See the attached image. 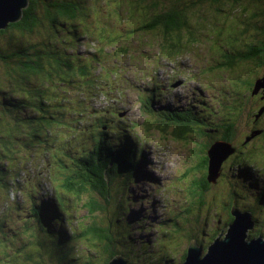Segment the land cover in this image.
<instances>
[{"label": "rangeland", "instance_id": "1", "mask_svg": "<svg viewBox=\"0 0 264 264\" xmlns=\"http://www.w3.org/2000/svg\"><path fill=\"white\" fill-rule=\"evenodd\" d=\"M79 1L81 6L85 3V0ZM87 1V11L82 9L85 18L80 13L77 19L64 20L52 41L55 52L85 71L78 72L72 82L53 80L45 84L50 105L37 112L31 105L19 109L15 115L22 118L25 128L16 129L14 121L9 125L19 135L0 176V222L4 224L0 231V264H104L105 257L98 256L92 243L80 235L94 221L106 225L112 221L113 230L116 229L115 221L124 222L125 229L130 228L131 233L121 235V248L131 245V235L138 238L134 247L137 255L127 257L128 264L149 263L154 258L162 259L154 264H163L173 255L178 261L189 245L186 232L208 245L209 237L225 228L219 221L227 216L223 214L220 219L218 216L226 212L222 211L223 205L217 207L213 195L215 190H222L223 179L235 182L234 175L245 197L239 201L241 209L255 208L260 222L264 221V210L260 211L257 205V196L264 189V146L255 158L233 160L229 157L224 161L223 175L218 176L222 177L220 187L217 185L207 191L206 203L200 211L188 213V205L193 200L189 191L200 177L195 167L203 154L195 155L198 143L178 138L173 129L177 124L172 116L186 109L187 115L191 110L196 112L194 123L201 122L216 130L228 107L243 99H246L241 105L243 125L239 124L251 129L253 117L250 114L259 107L264 108L263 89L252 96L246 81L236 82L234 77L235 74L251 79L255 73L263 76L264 64L256 68L241 62L233 69L228 64H219L239 41L246 42L256 34L250 29L240 36V28H232L241 8L217 16L219 23L207 24L198 40H188L183 34L181 47L170 51L161 46L156 36L134 29L139 17L128 0ZM257 8L249 9L244 17L248 18ZM257 21L264 24V20ZM48 35H52L50 30ZM19 37L17 34L16 39ZM6 38L0 36V47ZM48 38L42 33L32 37V41L42 42ZM3 73L0 67V98L18 99L23 92L10 87ZM40 78V82L48 80L46 76ZM71 78L70 73L66 81ZM179 81L181 85H176ZM26 112L31 115L26 116ZM120 113L124 116L120 117ZM37 124L43 128L37 133L39 135L31 138L33 126ZM261 126L264 127V118ZM95 127L116 148L134 150L138 162L133 176L119 172L118 177H113L111 204L105 209L107 211L99 213H91L86 208L92 207V201L105 203L99 194L86 195L90 201L85 203L88 200L85 196L80 200L66 193L67 171L63 168L72 171V165L65 159L67 153L75 157L95 147L94 140L99 138V134L92 137ZM187 134L196 140L193 132ZM3 135L0 132V136ZM6 143L10 141L6 139ZM259 145L264 143L245 145L246 151ZM226 146L224 151L228 150ZM189 169H192L190 174ZM240 169H245L243 179L239 177ZM11 178L15 180L14 185ZM31 198H38L37 205L43 201L50 205L55 200L65 207L66 202L70 213L66 214L63 228L69 241L57 248L70 249L67 258L59 259L54 250L57 239L51 240L41 227H37L31 213ZM193 203L198 206V199ZM56 226H51L54 234L62 229ZM179 228L181 233L169 238L171 231ZM74 230L78 234H73ZM254 230L264 233V224L256 225ZM39 241H44V245Z\"/></svg>", "mask_w": 264, "mask_h": 264}, {"label": "trees", "instance_id": "2", "mask_svg": "<svg viewBox=\"0 0 264 264\" xmlns=\"http://www.w3.org/2000/svg\"><path fill=\"white\" fill-rule=\"evenodd\" d=\"M128 2L133 4L135 8L134 14L139 17L136 19L137 28L134 29L156 36L160 39L161 46L163 48L167 47L166 49L169 48L170 51L177 50L181 47L183 34H186L188 40H198L201 38L202 31L207 24L213 21L214 23H219L217 16L223 14L228 15L234 11L237 12L241 8L239 17L236 20L237 22L232 25V28L235 30V28L240 27V31L244 30L245 32L251 29L256 34L253 38L248 37V41H239L238 46L234 48L230 47L232 48L230 49L231 53H227V58L219 64L222 66L228 64L231 67L230 69L235 68L237 66L236 63L241 62H247V64L255 66L256 68L264 64V61L262 62L264 56L257 54L258 46L255 44L258 33L264 37L262 28L256 24L257 19H260V17L256 18L253 15L248 18L244 17V14L249 9L264 7V0H128ZM88 5L87 0H85L82 6L79 0H30L29 5L23 11L21 20L17 23L10 24L7 29L0 31V36L7 37L6 42L0 47V63L3 64L0 67L3 69V75L6 77L5 80L9 83L10 87L23 92L18 99L9 98L8 96H2L0 98V132L4 134L0 136V176H2L1 172H4V164L7 163L6 159L12 155V145L18 139L19 135L14 129L11 130L9 128L10 122H15L16 129L19 127L21 129L25 128L22 118L16 116L15 113L19 109L29 108V105L34 106V111L36 112L38 110H44L46 105H50L44 90L45 84L48 85L53 80H57V82H72L77 77L78 72L85 71V68H78L77 65H74L68 59H64L58 52H55L52 41L53 36L59 31L58 26L64 25V20L69 22L77 19L80 13L85 18L82 9L87 11ZM207 14L208 16H206ZM242 25L244 28H242ZM255 26H257V29ZM221 27H226V25H222ZM49 30L52 32L51 36L48 35ZM42 33H45L49 38L42 42L40 40H36V42L32 41V37L37 34L42 35ZM17 34H20L21 37L16 39ZM24 36L27 39L24 40ZM70 73L72 74V78L70 81H66ZM40 76H46V79H48L46 83L39 81V79H42ZM234 77L237 78L236 82L244 83L246 81L248 89L251 92L250 95L254 96L256 94V82L264 77V73L263 76L255 73V77L251 79L247 77L242 78L235 74ZM83 78L85 79L87 77L84 76ZM261 98L264 99V93ZM243 102L246 103V99L228 107L230 109L220 117V124L216 126L218 127L216 130L201 122L199 124L194 123L193 117H196V112L192 110L189 115L185 113V109L177 111L176 115L172 116L177 124L173 128L175 136L191 139L198 143L199 148L195 155L198 156L199 152V154H203L195 167L200 177L198 183L196 182L194 188L192 187V190L189 191L193 200L191 205H188V213L200 211L206 203L207 191L214 189L217 185L219 187L221 185L220 181L222 177L216 178L215 182L209 181L208 151L213 147L215 142L223 141L230 144L235 149V152L230 156L233 160L237 158L239 160L242 158L246 159L247 157L248 160L249 158H255V155L264 146H253L250 151H246L247 148L245 145H251L252 142H256V145L259 142L264 143V127L261 126L264 118V108L259 107L254 113L250 114V117H253L251 119V129H246L247 125L244 127L239 124L242 123L243 119L241 114V105ZM25 115L30 116L31 113L26 112ZM44 124L45 122H43ZM166 127L165 125V130L168 128ZM41 128H43L41 124L33 126L31 138L39 135L37 133ZM189 132L195 134L196 140L192 135L187 134ZM104 135H100L98 139L95 138L94 141L96 144L93 150L76 155L73 157V162L66 160L67 163L72 165L71 173L69 169L63 167L67 171L65 174L66 181L64 183L67 194L82 200L83 196L88 199V195L97 193L104 199V204L92 201V207L86 206L87 210L91 213L107 211L105 209L108 208L112 200L111 184L113 177H118L120 175L119 172L126 174L127 177L133 176L134 169L138 165L134 150L128 147L116 148L113 143L106 141ZM241 137L243 138L240 140ZM6 139L10 143H6ZM23 147H26V144ZM124 159L126 160L124 161ZM222 166L219 175L222 174ZM191 170H188L189 174ZM245 176V169H240L239 177L243 179ZM10 180L13 181L12 185H14L15 180L12 178ZM234 180L235 182L223 179L225 185H222V190H215V195H213L217 202V207L223 205L222 211L227 213L222 212L219 214L218 219L223 214L227 216L222 222L218 220L219 223L226 227L233 220L231 211L241 210L243 212L249 211L252 214V218L257 227L259 224H264V221L260 222L255 208L247 206L241 209L239 201L245 197L241 185L236 181V175H234ZM226 183H228V187ZM248 192L252 195L250 190ZM30 194L29 196H31ZM196 198L198 199V206H196V203H193ZM30 201L33 203L35 198H31ZM89 201L90 198L85 203ZM38 202H35L31 211L37 227H41L51 240L57 239L56 242L54 241L56 247L54 250H56L55 254H59V259L67 258L70 254V249L63 251L61 248H57L63 247L69 241L68 233L63 228V224L66 223V214L70 213V210L66 207V202H64L65 207H62L55 200L50 205L45 201L37 205ZM257 205L260 211L264 210V189L260 190L257 196ZM57 210H61L62 212L58 213ZM194 223L197 224V221L195 220ZM112 224H114L112 221L108 225L105 222L94 221L80 233L81 236L96 248L98 256L105 257L104 261L106 263L104 264H109L118 255H124L126 259L132 254L137 255L134 252V247L136 246L138 238L132 235L130 237L131 245L126 248H121V235L126 234L128 231L130 232V228L126 230L125 228L127 227L124 222L118 223L115 221L116 229L113 230L114 226ZM56 225L61 226L62 229L54 234L51 226L57 227ZM3 226V222H0V231L3 230ZM254 229L250 231L249 238L264 236L263 232H256ZM221 230L222 228L209 237L208 245L212 240L214 241ZM74 233L78 234L75 230L73 231ZM180 233L181 228L179 230L177 229V231H171V234L168 236L172 239L173 237L176 238ZM186 233L188 235L189 245L184 254L180 256V261H176V256L173 255L169 262L166 260V263L163 264H181L184 262L188 248L194 241L202 246L203 241L199 240L197 236L192 235L190 232ZM39 243L40 245H44L45 242L39 241ZM208 245H204L205 247H203L207 250ZM138 252L144 253L143 250H138ZM168 253L169 251L166 256H168ZM158 260L162 259L154 258L149 263L144 264H154Z\"/></svg>", "mask_w": 264, "mask_h": 264}, {"label": "water", "instance_id": "3", "mask_svg": "<svg viewBox=\"0 0 264 264\" xmlns=\"http://www.w3.org/2000/svg\"><path fill=\"white\" fill-rule=\"evenodd\" d=\"M30 0H0V31L17 23ZM255 93L264 91V77L257 80ZM227 145V146H226ZM224 146L228 147L224 151ZM235 149L223 141L216 142L208 151L209 181L215 182L221 166ZM215 168V169H214ZM232 222L221 230L207 250L192 242L181 264H264V236L249 238L256 225L249 211L232 210ZM109 264H128L124 255L113 258Z\"/></svg>", "mask_w": 264, "mask_h": 264}, {"label": "flooded vegetation", "instance_id": "4", "mask_svg": "<svg viewBox=\"0 0 264 264\" xmlns=\"http://www.w3.org/2000/svg\"><path fill=\"white\" fill-rule=\"evenodd\" d=\"M254 16L256 18L260 17V21L264 20V10H261V8H257V10H254V12L250 15V16ZM256 24L258 26H260V28H262V32L264 33V24L261 22L256 21ZM255 24V25H256ZM240 28V27H237ZM255 28L257 29V26H255ZM236 32H234L235 34ZM246 32L244 30L239 31L238 34L240 36H244ZM258 38H257V42H255L256 46H258L257 50V54H262L264 56V37H262V35H260L259 33L257 34ZM244 41V40H242ZM262 59V58H261ZM264 61V59L262 60V62ZM204 244H202L203 246Z\"/></svg>", "mask_w": 264, "mask_h": 264}, {"label": "bare ground", "instance_id": "5", "mask_svg": "<svg viewBox=\"0 0 264 264\" xmlns=\"http://www.w3.org/2000/svg\"><path fill=\"white\" fill-rule=\"evenodd\" d=\"M21 20V19H20ZM176 85H181V83H175ZM122 115L124 116V113H122ZM175 121V120H174Z\"/></svg>", "mask_w": 264, "mask_h": 264}]
</instances>
